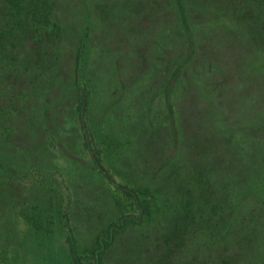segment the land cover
<instances>
[{
	"label": "trees",
	"instance_id": "1",
	"mask_svg": "<svg viewBox=\"0 0 264 264\" xmlns=\"http://www.w3.org/2000/svg\"><path fill=\"white\" fill-rule=\"evenodd\" d=\"M216 29L233 42L255 47L264 58V0H0V229L19 235L15 247L22 242L23 223L32 227L38 216L53 214L55 228L68 226L71 204L62 199V186L73 193L77 186L85 194L94 188L80 173L83 162L108 186L121 214L89 254L80 252L73 232H67L72 264H100L127 224L150 222L160 209L176 219L182 209L186 228L197 218L201 226L211 220L214 211L197 175L189 184L176 179L161 199L150 185L139 188L116 180L105 160L114 151L127 156L124 151L133 146L138 152L130 163L139 167L149 164L153 154L184 145L179 132L187 133L190 126L181 118L178 123L176 97H193L191 82L211 88L209 62L202 59L197 36ZM132 41L142 51L127 48ZM130 51L135 66L123 76ZM115 55L123 56L116 60ZM67 91L73 115L69 124L80 136L74 158L59 126ZM96 93L104 105L98 125L89 116ZM99 129L115 138L101 141ZM173 162L172 156L163 166L151 167L149 177L178 176ZM62 227L51 235L62 233ZM101 238H106L104 247ZM167 240L181 243L180 225ZM11 252L17 255L18 250Z\"/></svg>",
	"mask_w": 264,
	"mask_h": 264
},
{
	"label": "rangeland",
	"instance_id": "2",
	"mask_svg": "<svg viewBox=\"0 0 264 264\" xmlns=\"http://www.w3.org/2000/svg\"><path fill=\"white\" fill-rule=\"evenodd\" d=\"M216 31L208 33L210 35L198 32L197 36L204 48L202 59L204 63L209 62L206 67L211 79L207 84L211 88L191 82L187 85L193 97L189 95L188 100L180 94L176 97L178 123L181 118L190 126L185 130L187 133L179 132L184 145L153 154L149 164H138L139 167L131 165L138 152L133 146L124 151L127 156L112 149L113 153L105 160L116 180L123 184L132 181L139 188L150 185L152 192L161 199L172 190L170 183L178 179L189 184V180L197 175L204 182V193L214 215L203 226L197 218L196 224H188L186 228L182 209L178 211L177 219L176 215L170 216V212L160 209L150 222L140 226L127 224L124 232L115 235L114 243L105 250L100 264H264V58L254 50L255 47L233 42L232 36L219 29ZM104 42L112 43L110 40ZM126 43L127 48L135 51L144 48L135 41ZM122 56L113 58L119 60ZM133 57L132 51L124 56L123 76L127 67L135 66ZM142 68L144 70V65ZM68 93L60 110L59 126L63 128L65 143L71 153L74 152L71 156L74 158L80 136L69 124L73 115ZM94 97L89 116L91 123L98 125L104 120V105H101L100 93ZM194 121L197 126L192 125ZM97 131L100 140L115 138L108 129ZM172 156L177 165L173 171L178 170V176L173 172V177H149L151 167L163 166ZM81 164L80 173L91 179L94 188L90 194H85L77 186L74 193L70 186H62V199L71 204L67 210L68 221L65 220L68 226L55 228L50 223L54 220L53 214L36 217L29 228L22 221L25 233L21 231L22 242L16 247L19 235L15 238L0 229L1 261L5 259L8 264H72L66 241L68 231L73 232L79 251L89 254L97 247L98 237L106 235L109 227L118 222L121 210L113 205L108 186L100 176L91 175L84 162ZM163 202L167 203L166 200ZM207 214L205 212L204 216ZM179 225L182 228L181 243L180 240H167L174 227ZM61 227L62 233L51 235ZM9 247L12 249L7 252ZM16 249L17 255L11 252Z\"/></svg>",
	"mask_w": 264,
	"mask_h": 264
},
{
	"label": "flooded vegetation",
	"instance_id": "3",
	"mask_svg": "<svg viewBox=\"0 0 264 264\" xmlns=\"http://www.w3.org/2000/svg\"><path fill=\"white\" fill-rule=\"evenodd\" d=\"M100 240H101L102 247H104V242H106V238H101ZM2 262L5 264H8L6 260H3Z\"/></svg>",
	"mask_w": 264,
	"mask_h": 264
},
{
	"label": "water",
	"instance_id": "4",
	"mask_svg": "<svg viewBox=\"0 0 264 264\" xmlns=\"http://www.w3.org/2000/svg\"><path fill=\"white\" fill-rule=\"evenodd\" d=\"M140 217H141V215H140ZM121 225L123 226V221L121 222ZM112 239H113V232L111 230L109 240H112ZM97 261H98V259H97Z\"/></svg>",
	"mask_w": 264,
	"mask_h": 264
}]
</instances>
